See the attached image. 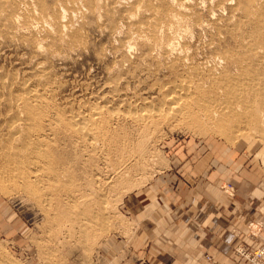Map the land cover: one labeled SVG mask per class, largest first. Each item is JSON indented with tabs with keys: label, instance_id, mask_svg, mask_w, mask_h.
<instances>
[{
	"label": "rangeland",
	"instance_id": "374dc122",
	"mask_svg": "<svg viewBox=\"0 0 264 264\" xmlns=\"http://www.w3.org/2000/svg\"><path fill=\"white\" fill-rule=\"evenodd\" d=\"M188 87L229 116L168 112L166 96ZM229 88L243 91L242 101ZM211 139L240 169L221 179L216 205L241 216L247 199L246 236L256 241L264 232V0H0V264H149L164 250L150 237L158 218L168 221L162 207L180 186L210 182V168L193 175V160L187 173L177 155L190 140ZM250 186L263 196H246ZM243 246L264 244L239 242L238 257Z\"/></svg>",
	"mask_w": 264,
	"mask_h": 264
},
{
	"label": "crops",
	"instance_id": "0c3cea01",
	"mask_svg": "<svg viewBox=\"0 0 264 264\" xmlns=\"http://www.w3.org/2000/svg\"><path fill=\"white\" fill-rule=\"evenodd\" d=\"M201 142L203 141H188L183 157L177 155V160L178 163L188 161L190 165L187 167V173L192 169L193 160H196L193 175H200L206 167L210 168V171L205 172L210 182L204 189L180 186V194L172 195L173 203H167L160 210L162 215H168V221L164 217L158 218L159 227L153 226L155 222L151 221L149 215L144 216V223L154 227L150 230V237L164 246V250L151 253L152 256L148 257L149 264H247L235 254L236 245L239 242H246L255 247L264 244V232L256 241L247 239V220L244 219L248 218L252 211L247 199L238 203L242 210L241 216H235L229 210L218 208L216 205L221 195V179L237 177L238 170L240 171L239 166L235 165L236 154L224 149L217 140H208L205 146ZM243 174L246 178L244 184H252V173ZM243 192H246V196L251 195L256 199L263 196L257 187H246ZM157 208L152 207L150 213L157 212ZM206 255L212 257L213 263L207 260Z\"/></svg>",
	"mask_w": 264,
	"mask_h": 264
},
{
	"label": "bare ground",
	"instance_id": "6f19581e",
	"mask_svg": "<svg viewBox=\"0 0 264 264\" xmlns=\"http://www.w3.org/2000/svg\"><path fill=\"white\" fill-rule=\"evenodd\" d=\"M98 2H100V1H98ZM174 3H175V1H174ZM70 4V3H69ZM60 5V4H59ZM71 5V4H70ZM84 5V4H83ZM101 5H102V3H101ZM35 6V5H34ZM62 6V5H61ZM98 6V5H97ZM99 7V6H98ZM100 8H101V6H100ZM62 9V8H61ZM64 9V8H63ZM139 9V8H138ZM65 10V9H64ZM63 10V12H66V11H64ZM36 11V10H35ZM98 13V12H97ZM257 15V14H256ZM22 18H23V16H22ZM34 18V17H33ZM173 18V17H172ZM34 21H35V19H34ZM58 21V20H57ZM75 21V20H74ZM18 22V21H17ZM170 24V23H169ZM51 25V24H50ZM24 26V25H23ZM31 26V25H30ZM63 26H65V24L63 25ZM70 26V25H69ZM173 27V26H172ZM52 28V27H51ZM64 28H66V27H64ZM143 28V27H142ZM53 29V28H52ZM66 30V29H65ZM71 30V29H70ZM45 31V30H44ZM46 33V32H45ZM176 36V35H175ZM134 37V36H133ZM141 40V39H140ZM48 41V40H47ZM172 46V45H171ZM136 48V47H135ZM165 49V48H164ZM132 50V49H131ZM172 50V49H171ZM187 61V60H186ZM190 61V60H189ZM242 78V77H241ZM185 80V79H184ZM244 82V81H243ZM235 83V82H234ZM236 84V83H235ZM244 85V84H243ZM251 85V84H250ZM182 86V85H181ZM234 86V85H233ZM238 86V85H237ZM246 86V85H245ZM242 87V86H241ZM239 88V87H238ZM250 88V87H249ZM247 89V88H246ZM237 91V90H236ZM235 90H234V88L232 89V88H229V89H227V94H229V96L231 95L233 98H235V99H238V100H241L242 101V99H243V95H242V93H243V91H242V93H240V92H236ZM248 91H250V90H248ZM247 92V91H246ZM42 93V92H41ZM50 93V92H49ZM195 93H196V91H195ZM248 93V92H247ZM31 95V97L32 98H40L39 97V95H38V92L36 93H31L30 94ZM18 97V96H17ZM44 97V96H43ZM48 98V97H47ZM202 98V97H201ZM17 100V99H16ZM22 100V99H21ZM51 101V100H50ZM53 101H54V99H53ZM166 104L168 105L167 107H168V112H171V113H174V114H179V115H182V116H190V114H191V112H193V110L194 109H197L198 111H203V112H205V117L207 116V118H209V119H214L215 117H222V118H226L227 116H229V115H227L228 113H230L231 112V110L230 109H228L229 107H226V106H222V105H220V104H217V106L216 105H214L213 107H209L208 105H204L203 104V99H200L199 98V96H197V95H195L194 93H193V89H192V91L189 89V87L188 88H186L185 90H172V91H170V93L166 96ZM215 101H216V99H215ZM218 101V100H217ZM35 102V101H34ZM17 103V102H16ZM37 103V102H36ZM219 103V102H218ZM221 103V102H220ZM236 104V103H235ZM53 106V105H52ZM233 106V105H232ZM239 106V105H238ZM234 107V106H233ZM32 108V107H31ZM96 108V107H95ZM239 108V107H238ZM20 110H21V108H20ZM52 110V109H51ZM58 110V109H57ZM167 110V109H166ZM197 110H195L196 112H198ZM237 110V109H236ZM238 110H240V109H238ZM194 111V112H195ZM241 111V110H240ZM38 112V111H37ZM57 112V111H56ZM144 112V111H143ZM167 112V113H168ZM140 113V112H139ZM22 114H23V112H22ZM162 114V113H161ZM169 114V113H168ZM197 114V113H196ZM199 114V113H198ZM204 114V113H203ZM233 114H234V112H233ZM233 114H231V115H233ZM104 115V114H103ZM201 115V114H200ZM199 115V116H200ZM227 115V116H226ZM74 116V115H73ZM99 116H100V113H98V112H94V114H91L90 115V119H92L93 120V122L91 123V121L90 120H85L86 122L88 121L89 123H91V125H96L97 123H98V119H99ZM153 116V115H152ZM196 116V115H195ZM24 117V116H23ZM101 117V116H100ZM47 118H48V116H47ZM146 118H148V117H146ZM158 118V117H157ZM186 118V117H185ZM230 118V117H229ZM259 118H261V117H259ZM258 118V119H259ZM76 119V118H75ZM78 119V118H77ZM86 119H87V117H86ZM263 119V118H262ZM149 120V119H148ZM195 120V119H194ZM71 121H73V120H71ZM180 121V120H179ZM35 122H36V120H35ZM141 122V121H140ZM180 122H182V124H183V121H180ZM190 122V121H189ZM195 122H196V120H195ZM203 122V121H202ZM224 122V121H223ZM104 123V122H103ZM179 123V122H178ZM201 123V122H200ZM113 124V123H112ZM174 124V123H173ZM153 125V124H152ZM31 126V125H30ZM178 126V125H177ZM88 127V126H87ZM154 127H155V125H154ZM222 127V126H221ZM24 128V127H23ZM74 128V127H73ZM85 128V127H84ZM143 128V127H142ZM36 129V128H35ZM86 129V128H85ZM92 129L93 128H91L90 127V129H89V131H92ZM151 129V128H150ZM88 130V129H87ZM94 130V129H93ZM114 130V129H113ZM220 130V129H219ZM222 130V129H221ZM65 131V130H64ZM95 131V130H94ZM212 131V130H211ZM48 132V131H47ZM68 132V131H67ZM77 132V131H76ZM86 132V131H85ZM62 133V132H61ZM90 133V132H89ZM92 133H95V132H93L92 131ZM97 134V133H96ZM95 134V135H96ZM103 134V133H102ZM138 137H139V135H138ZM21 138V137H20ZM19 138V139H20ZM92 138V137H91ZM104 138V137H103ZM133 138V137H132ZM41 139V138H40ZM88 139V138H87ZM126 140V139H125ZM123 142V141H122ZM55 144V143H54ZM119 144V143H118ZM41 148V147H40ZM120 150V149H119ZM36 151V150H35ZM21 153H22V151H21ZM121 153H123V152H121ZM126 153V152H125ZM43 155V154H42ZM116 155V154H115ZM57 156V155H56ZM128 158V157H127ZM35 159V158H34ZM42 161V160H41ZM56 162V161H55ZM116 162V161H115ZM39 163V162H38ZM117 163V162H116ZM36 164V163H35ZM41 164H43V163H41ZM35 166V165H34ZM116 167V166H115ZM28 168V167H27ZM31 168H33V167H31ZM42 168V167H41ZM14 171H16L15 170V168L13 169ZM13 170H12V173H13V175H14V172H13ZM20 170H22L21 168H20ZM24 170V169H23ZM39 170V169H38ZM32 171V169L30 170V172ZM124 171V170H123ZM1 172V171H0ZM18 173V172H17ZM24 173V172H23ZM23 173H21V174H23ZM35 173H38V171L37 172H35ZM124 173V172H123ZM2 174H3V172H2ZM33 174V173H32ZM0 175H1V173H0ZM17 175V174H16ZM15 175V176H16ZM14 176V177H15ZM37 176V175H36ZM18 177H19V175H18ZM23 178H24V176H22ZM2 178V177H1ZM19 178H21V177H19ZM6 179V178H5ZM9 179V178H8ZM11 179L13 180L14 178L11 176ZM18 179V178H17ZM16 178H15V180H17ZM27 179V178H26ZM29 179H31L30 177H29ZM19 180H22L23 181V179H19ZM8 182V181H7ZM10 182V181H9ZM8 182V183H9ZM14 182V181H13ZM19 183V182H18ZM16 185V184H15ZM19 186H20V183H19ZM0 188H2L1 186H0ZM14 188V187H13ZM32 188V187H31ZM21 189H22V187H21ZM55 189V188H54ZM34 190V189H33ZM42 194V193H41ZM37 198V197H36ZM5 264H6V262H5Z\"/></svg>",
	"mask_w": 264,
	"mask_h": 264
},
{
	"label": "built area",
	"instance_id": "2783aa9c",
	"mask_svg": "<svg viewBox=\"0 0 264 264\" xmlns=\"http://www.w3.org/2000/svg\"><path fill=\"white\" fill-rule=\"evenodd\" d=\"M238 255L250 260L253 264H264V247L250 250L243 246L238 250Z\"/></svg>",
	"mask_w": 264,
	"mask_h": 264
}]
</instances>
